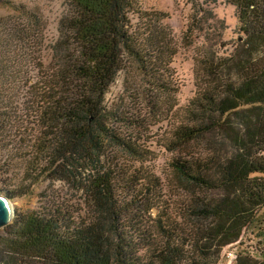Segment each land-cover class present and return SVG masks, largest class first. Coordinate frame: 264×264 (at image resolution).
I'll return each mask as SVG.
<instances>
[{"label":"trees","instance_id":"trees-1","mask_svg":"<svg viewBox=\"0 0 264 264\" xmlns=\"http://www.w3.org/2000/svg\"><path fill=\"white\" fill-rule=\"evenodd\" d=\"M230 2L245 37L238 54L220 61L238 76L219 75L210 43L211 63L184 105L171 74L161 73L175 54L166 15L143 0H63L49 65L35 34L42 16L11 3L28 26L0 22V131L14 120L23 135L28 127L38 135L23 156L25 184L7 195L25 196L46 179L73 198L15 213L0 236L1 264H219L242 241L264 206V65L247 67L264 47V0ZM130 63L143 86L131 96L138 107L124 112L107 95ZM140 105L165 124L154 145L137 135L147 125ZM203 139L216 148L167 161L169 188L185 195L164 199L152 150L174 153ZM111 146L126 158L113 159ZM235 262L264 264V254L242 251Z\"/></svg>","mask_w":264,"mask_h":264},{"label":"rangeland","instance_id":"rangeland-1","mask_svg":"<svg viewBox=\"0 0 264 264\" xmlns=\"http://www.w3.org/2000/svg\"><path fill=\"white\" fill-rule=\"evenodd\" d=\"M23 4L30 9L36 10L39 16H42L40 25L35 26V34L38 40L43 38V59L46 65L51 63L53 58L52 44L60 36L58 31V22L64 12L63 0H0V22L2 20L9 23L28 26V19L15 10L11 5ZM143 7L146 10H157L166 15L163 25L168 27V36L171 38V45L175 54L170 56L171 64L167 71L162 72L171 74L172 82L176 81L179 94L178 99L184 105L195 92L194 81L205 73V67L209 66L211 61L207 53L210 43L214 45L213 60L219 58V72L221 76H238L237 70L231 69L230 63L220 61V58L226 59L232 52L239 49L240 43L244 40V35L239 31V25L235 16V9L230 0H143ZM4 26L0 25V34H4ZM15 34L12 35V42L15 45ZM211 48V49H212ZM37 51H39L37 49ZM242 52V51H241ZM241 52H239L241 54ZM249 58V57H248ZM248 69H261L264 65V47L256 51L249 58ZM169 72V73H168ZM143 86V76L141 71L133 63L127 65L121 72L115 83L109 89L107 103L116 110L131 111L132 107H138V100H132L136 90H141ZM24 90L17 92L16 98L21 99ZM16 93V92H15ZM157 96V95H156ZM167 96L164 94L162 101L166 102ZM167 103V102H166ZM16 105V103H15ZM166 105L163 106L164 110ZM141 111L146 118V127L139 130L137 135L146 141H152L161 138L165 124L157 123L161 120V115L156 117L152 106L150 109L140 105ZM19 109L20 106H19ZM164 112V111H162ZM19 127L14 120L4 124L0 131V192L8 194L9 191H15L19 186L25 184L23 181L25 161L23 156L29 151L30 136L35 133V128L26 129V135H23V128ZM118 131L123 135H129L131 130L122 124ZM152 140V141H151ZM216 148L214 140L203 139L193 142L180 151L170 153L162 150H152L157 153L159 160L154 163L152 170L160 177L164 199H169L173 195H185L183 192L174 191L169 188L171 185L170 172L167 161L178 155L187 157H198V155L209 152ZM112 158L122 160L126 155L111 146ZM29 185V184H27ZM31 188L29 194L18 198L17 213H25L30 210L41 209L42 207H52L60 203L61 197L73 198L71 193L67 192L66 187L60 183H51L44 179L36 185H29ZM8 191V193H7ZM174 200L175 198H170ZM74 201V200H73ZM153 214L157 211L152 210ZM3 234L0 233V236ZM242 251H248L252 255L264 254V206L254 216L253 224L248 228L240 243H237L222 253L219 264H236V258ZM231 252V256L228 253ZM1 264V263H0Z\"/></svg>","mask_w":264,"mask_h":264},{"label":"water","instance_id":"water-1","mask_svg":"<svg viewBox=\"0 0 264 264\" xmlns=\"http://www.w3.org/2000/svg\"><path fill=\"white\" fill-rule=\"evenodd\" d=\"M18 198H9L0 192V233L13 219L18 210Z\"/></svg>","mask_w":264,"mask_h":264},{"label":"built area","instance_id":"built-area-1","mask_svg":"<svg viewBox=\"0 0 264 264\" xmlns=\"http://www.w3.org/2000/svg\"><path fill=\"white\" fill-rule=\"evenodd\" d=\"M232 254H231V252L230 253H228V256H231Z\"/></svg>","mask_w":264,"mask_h":264}]
</instances>
